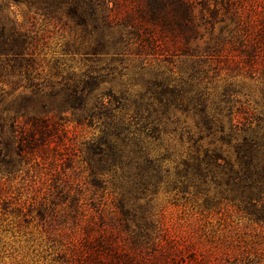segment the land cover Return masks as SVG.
I'll use <instances>...</instances> for the list:
<instances>
[{
    "label": "rangeland",
    "instance_id": "374dc122",
    "mask_svg": "<svg viewBox=\"0 0 264 264\" xmlns=\"http://www.w3.org/2000/svg\"><path fill=\"white\" fill-rule=\"evenodd\" d=\"M113 1L101 0L99 10L108 13ZM145 1H128L121 17ZM190 1L197 37L189 48L199 49L192 59L175 52L170 41L142 50L145 40L119 28L126 21H115L110 28L101 19L86 30L70 13V0H0V49L25 42L24 59L17 63L0 51V95L8 100L1 109H9L5 113L11 118L16 110L24 111L18 107L21 103L30 115L62 123L71 140L62 136L54 140L57 152L49 153V165L38 166L14 152L12 168L9 158H1L0 264H78L69 256L81 245L82 215L94 214L99 227L115 225L121 171L104 174L101 186L93 191L79 152L102 137V123L78 126L79 114L60 113L61 98L49 94L94 78L100 82L96 93H116L127 98V104L140 102L153 112L146 105L157 108L155 94L163 93L159 84L163 73L164 77L174 73L171 87L178 86L182 76L194 75L197 83L185 88L188 93H205L208 110L171 107L145 115L144 120L152 119L150 124L132 125L136 132L132 142L162 168L160 179L142 191L141 198L124 195L130 207L146 211L154 221L151 241L136 250L139 260L264 264V174L257 175L262 173L257 167H264V44L256 43L264 6L260 0H234L230 7L224 2L213 19L208 11L215 8L213 2ZM118 31L126 38L120 56L101 46L113 44ZM148 43L149 39L144 46ZM177 44L182 47L184 40ZM31 85H39L46 96L22 101L32 95ZM223 95L230 99L218 106ZM43 103L48 108L43 109ZM74 201L83 204L84 214Z\"/></svg>",
    "mask_w": 264,
    "mask_h": 264
},
{
    "label": "trees",
    "instance_id": "16d2710c",
    "mask_svg": "<svg viewBox=\"0 0 264 264\" xmlns=\"http://www.w3.org/2000/svg\"><path fill=\"white\" fill-rule=\"evenodd\" d=\"M100 1L70 0V13L81 20V25L86 30L92 24L98 26L101 19H104V25H108L110 28L111 23L115 21H126L125 24L118 25L123 26L119 27L122 28L121 30L129 29L131 34H135L146 42L149 39L147 47L144 46L145 41L140 47L144 51L147 48L157 49L156 44L158 41L162 45H166L170 41L175 47V52H182L183 56L189 57V59H192L199 52L198 48L192 50L189 48L190 41L197 37V28L192 21L193 9L190 0H146L144 6L133 8L132 12L124 17H121L120 13L124 8H127L128 1L136 2V0H114V8L107 10L108 13L106 11L103 13L102 9L99 10L98 3ZM204 1L207 2V5L208 2H213L214 9L207 7L213 19L217 16L220 4L226 2L225 7H230L234 2V0ZM260 1L264 6V0ZM114 10H116V13L111 14ZM99 14L101 17H99ZM124 31H118V38L113 44L104 43L101 45L104 48L103 50L107 51L106 53L112 50L115 55L120 56L125 52L121 47L126 43ZM259 36L256 43L264 44V17L260 24ZM178 39L184 40L182 47L178 46ZM24 44L25 42L21 45L13 42L9 45H3L0 51L4 53H1V55L6 57L12 55L17 63L19 59H24ZM209 49L210 45L207 47V50ZM12 61L10 60V62ZM190 69L193 70V68ZM163 74L164 80L159 83L163 93L155 94L158 102L157 108L159 109L151 103L146 105L152 110L154 109L153 112L149 111L151 109L139 104L140 102L127 104V98L124 96L119 97L116 93H96L100 82L94 78L87 81H78L71 85L66 84L63 90L58 91L61 93L49 94L51 98H61L62 109L60 113L73 111L79 114L76 117L78 126L94 127L96 122L102 123V137L99 140H91L84 146V149L82 146L79 149L85 162L82 171L84 170L85 173L89 174L87 183L93 191L101 186V178L104 174L121 171V177H123V183L118 186L121 188L122 193L114 212V227L106 225L104 228L102 227L104 223L99 227L94 214L90 216L82 215L81 220H84V225L81 229V245L76 253L69 256L71 260H76L78 264H144L139 260L140 255L136 250L144 243L151 241L153 229L155 228L154 221L150 219L146 211L139 213L134 207H130L124 195L134 196L136 200L141 198V192L147 190L160 179L162 168L159 164L160 161L147 157L141 148L132 142L131 138L136 137V132L131 129L132 125H139V123L145 121L150 124L152 119L147 117L144 120L145 115H158L159 111L167 112L171 107H186L196 110L198 107L203 106L208 110L207 104L209 101V97L205 93H188L185 88L189 83L190 85L197 83L194 75L192 78L182 76L179 85L171 87V76L174 73L167 77H164ZM31 88H34L32 95L23 96L22 101H34L37 98L43 99L46 96L41 92L39 85H31ZM212 95L215 98L216 95ZM229 99L230 97L223 95L219 99L218 106H223ZM7 101L6 96L0 95V162L1 158H4V160L9 158L7 164L10 167L14 166L15 160H13L12 154L16 152L20 159L33 160L38 166L51 164L49 153L52 151L57 152L56 147L53 146L54 140L62 136L69 142L71 141L68 139L64 125L52 118L30 115L27 107H23L21 103L18 107L19 109L24 108V111L21 113V111L16 110V115L10 118L9 113H5L6 111L10 112L9 109H1ZM16 103L17 100L12 101V107ZM43 106V109L48 108L47 103H43ZM6 114L7 116H5ZM19 118H24V121H19ZM9 120L13 121L10 129L5 131V126ZM58 154L60 155V152ZM53 162H56V157ZM250 165L251 163H247L245 166L248 172H250ZM257 169L262 171L261 174H257L258 177L263 176L264 167L260 166ZM253 183L256 185L254 181ZM68 196H72L71 192H68ZM74 204L78 211L84 214L86 210L83 208V204L80 206H78V202ZM100 218L102 217L100 216ZM167 264L176 263L168 262Z\"/></svg>",
    "mask_w": 264,
    "mask_h": 264
}]
</instances>
